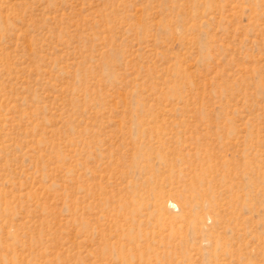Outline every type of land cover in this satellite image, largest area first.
I'll return each mask as SVG.
<instances>
[{"label":"rangeland","instance_id":"obj_1","mask_svg":"<svg viewBox=\"0 0 264 264\" xmlns=\"http://www.w3.org/2000/svg\"><path fill=\"white\" fill-rule=\"evenodd\" d=\"M0 264H264V0H0Z\"/></svg>","mask_w":264,"mask_h":264}]
</instances>
